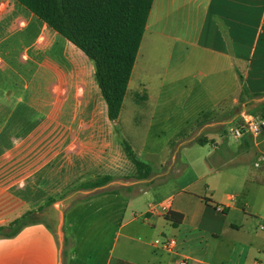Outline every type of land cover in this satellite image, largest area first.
<instances>
[{"label":"crops","instance_id":"0c3cea01","mask_svg":"<svg viewBox=\"0 0 264 264\" xmlns=\"http://www.w3.org/2000/svg\"><path fill=\"white\" fill-rule=\"evenodd\" d=\"M240 76L251 93L263 94L241 101ZM184 79L186 83L179 82ZM45 90L57 94L53 121L59 122L55 131L63 140L57 148L45 147V156L54 154L45 158V165L56 155L54 168L59 172L57 185L45 191V202L98 175L114 176L106 185L136 183L129 180L137 168L115 133L91 59L26 5L0 0V106H17L19 98L12 92H22L25 104L40 106L44 133ZM2 92L9 97L2 98ZM191 98L198 107L194 122L220 114V119L203 124L208 127L232 124L244 114L240 106L264 103V0L153 1L117 124L137 154L162 166L175 157L171 140L160 144L159 139L173 126L169 139L176 138L189 122L188 113H174L181 124L176 126L171 108ZM163 107H168L165 115ZM234 108L240 112L233 113ZM206 136L214 143L180 146L178 156L185 155L187 162L180 159L183 164L174 176L141 190L148 195L157 187L169 188L144 209L126 189L84 197L64 209H59L63 203L53 205L49 212L59 211L57 230L42 220L15 236L0 237V264H64L66 236V264H180L184 258L187 264H264V138L244 135L235 140L215 128ZM192 153L199 155L192 158ZM253 153L255 157L248 158ZM104 186L89 195L108 190ZM160 201H169L170 211L183 215L180 224L173 225L167 214L147 213L150 203ZM216 204L224 209L217 210ZM133 206L129 218L127 210ZM132 224L125 245L136 241L154 248L144 262L113 256L118 231ZM157 227L160 237L177 239L175 251L157 247L158 237L150 239L148 229Z\"/></svg>","mask_w":264,"mask_h":264},{"label":"rangeland","instance_id":"374dc122","mask_svg":"<svg viewBox=\"0 0 264 264\" xmlns=\"http://www.w3.org/2000/svg\"><path fill=\"white\" fill-rule=\"evenodd\" d=\"M18 63L21 64L22 61L19 59ZM197 78L201 79L202 75H198ZM179 82L186 83V80L184 79ZM203 82H206V79H204ZM175 84L176 82L172 83V85ZM22 94L23 93L20 91H17V93L15 91L14 94L12 92V97L19 98L17 100V106H10L9 104L0 106V125L2 126L0 131V134H2L0 136V224L9 222L11 219L26 210L38 209L40 206H44L43 209L39 211L41 220L51 221L57 230L60 220L59 211L54 213H52V211L49 212V210L53 209V205L56 206L63 203V206H61L62 208L60 207L59 209H64L73 204L75 201L87 197L89 193L93 192L91 189H75V184L67 187L55 196L56 198L50 205H47V202H45V191L52 190L54 186L57 185L59 180L57 175L59 172L57 167L54 168L57 162L56 155L45 165V158L53 157L54 155L49 153L45 156V147L57 148L59 143L63 145V140L58 139L55 131L59 122L53 121V119L57 116L56 109L58 107V98L56 92L54 95L52 90H45V132L43 133L40 128L42 124L40 106L32 107L31 105H27V103L25 104L26 101L24 99V95ZM1 97L4 98L9 96H7L5 92H2ZM13 102L14 101H12V104ZM3 103H5V101H3ZM256 104L247 103L245 106H240L239 104V110L242 109V112L254 114L264 120V103ZM197 109V106L194 104L192 105V98L188 102L186 101L183 106H173L171 108V115H173L172 121L176 126L178 125V127H180L181 124L177 123L174 113L177 115H181L183 111L184 113H188L187 121H189L188 123L184 122V129L176 138L169 139L171 132L174 131L173 126L172 129L163 133L159 141L157 139L160 144L171 140V148L173 150L171 155L175 158L173 159L169 157L162 166H156L157 168L149 178H131L129 180L130 182L136 181V183L131 185L133 190L129 193L136 194L133 198H139L142 205L141 208L144 209L147 207V202L149 200H154L157 194H163L169 188L160 186L152 190V192L148 195H144L141 190L162 182L168 176H174L183 164L181 160L187 162L185 155L183 156L181 154L180 158L178 156V149L180 146L194 142L198 138H207L206 133L212 128L223 130V132L226 131V136H230L228 129L231 123L229 125H224L221 122H217L212 127L203 125L210 118H215L217 120L220 119V114L215 113L205 115L197 122H194L192 117H196L195 112ZM167 112L168 107H163L162 114L165 115ZM232 112L235 113L240 111L234 108ZM157 117L159 118V115ZM241 117L242 115L239 114L237 119L240 120ZM158 123H160V120H158ZM154 134L155 133H153L149 138V148H152L153 146L155 140ZM262 138H264V131L259 136L257 141L262 140ZM195 147L198 148L199 146L195 145ZM261 149H264L262 145ZM198 155L199 154L192 153L190 157L195 158ZM254 157V153L253 155H248V158L253 159ZM151 162L155 165L153 161ZM45 174L49 175L48 178H45ZM83 177L84 176H82V178ZM171 177L168 178L170 179ZM45 179H48L47 182H45ZM71 180L72 183L77 181V179L73 178H71L70 181ZM147 180H149V182H146ZM123 181L127 182L125 179ZM106 187L104 186L106 189L117 188L125 190L126 186L121 185V180H119L113 185H106ZM138 192L141 193L137 195ZM133 210H135L134 206L128 208L127 216L129 218L133 216ZM138 221H140V219ZM133 225L134 224L129 225L128 227L120 228L119 231L117 226L114 227L113 236L116 235V231H118L119 234L117 235L116 244L114 245L113 256L114 258L124 257L134 261L144 262L151 254H154V248L152 246L139 245L136 241H130L129 245H125L124 243L125 235L133 228ZM148 235L151 236V240H154L156 237H160V228L157 227L155 230H153V228H149ZM61 236L62 235H60V237Z\"/></svg>","mask_w":264,"mask_h":264},{"label":"trees","instance_id":"16d2710c","mask_svg":"<svg viewBox=\"0 0 264 264\" xmlns=\"http://www.w3.org/2000/svg\"><path fill=\"white\" fill-rule=\"evenodd\" d=\"M49 26L80 48L93 62L95 78L107 102L108 116L127 156L135 164L136 179H146L157 168L151 161L135 152L117 124L123 99L137 57L143 32L154 0H18ZM240 100L263 93H251L240 76ZM196 143H214L213 139L198 138ZM114 179L112 175H98L81 181L75 189L101 187ZM129 192L132 186L125 187ZM120 189L101 190L84 199L105 193H119ZM54 201L49 199L47 205ZM38 209H29L5 224H0V237H12L25 226L42 222ZM166 218L173 225L183 219L181 213L170 211ZM70 239L65 237L64 264L69 255Z\"/></svg>","mask_w":264,"mask_h":264},{"label":"built area","instance_id":"2783aa9c","mask_svg":"<svg viewBox=\"0 0 264 264\" xmlns=\"http://www.w3.org/2000/svg\"><path fill=\"white\" fill-rule=\"evenodd\" d=\"M228 131L232 139L235 140L242 138L244 135H250L253 139L257 140L264 131V120L254 114L244 113L240 120L230 125ZM260 159L264 160V154L261 155ZM170 207L169 201L153 202L149 204L147 213L168 214ZM215 207L219 211L224 209V206L221 204H216ZM154 244L167 252H173L177 246V239L175 237H158L154 240ZM180 264H187V258L181 260Z\"/></svg>","mask_w":264,"mask_h":264}]
</instances>
